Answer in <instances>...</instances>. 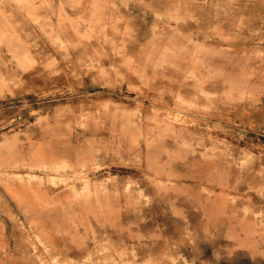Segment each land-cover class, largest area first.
Masks as SVG:
<instances>
[{
    "label": "rangeland",
    "instance_id": "1",
    "mask_svg": "<svg viewBox=\"0 0 264 264\" xmlns=\"http://www.w3.org/2000/svg\"><path fill=\"white\" fill-rule=\"evenodd\" d=\"M154 1L0 0L27 264H264V0Z\"/></svg>",
    "mask_w": 264,
    "mask_h": 264
},
{
    "label": "crops",
    "instance_id": "2",
    "mask_svg": "<svg viewBox=\"0 0 264 264\" xmlns=\"http://www.w3.org/2000/svg\"><path fill=\"white\" fill-rule=\"evenodd\" d=\"M149 2L151 3L155 1L149 0ZM120 11L125 13L127 9L125 7H121ZM121 20L126 24L127 18H125V15L121 18ZM144 25L145 24H143V26L135 25L133 28V33L131 34L136 39H140L146 32L148 25ZM131 58L134 60L136 59L135 56L120 57V60L123 61L124 68L126 70L129 69L127 59ZM150 76L151 81L154 83L156 81V74L154 75L151 73ZM214 81V79H209L205 84V88ZM25 189L26 187L24 184L15 185L13 182L9 181L6 183H0V264H27L28 259L25 255V251L27 250L25 238L23 233L19 231V225L22 224V226H26L27 220L29 219V213L24 206L27 198ZM48 238V242L60 249L68 250V246H71L70 244H66L60 240L61 235L52 234L49 235Z\"/></svg>",
    "mask_w": 264,
    "mask_h": 264
}]
</instances>
